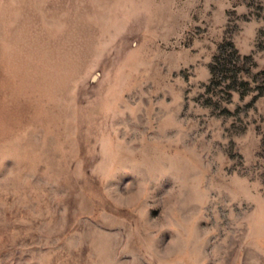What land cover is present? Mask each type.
<instances>
[{"label": "rangeland", "instance_id": "374dc122", "mask_svg": "<svg viewBox=\"0 0 264 264\" xmlns=\"http://www.w3.org/2000/svg\"><path fill=\"white\" fill-rule=\"evenodd\" d=\"M0 264H264V0H0Z\"/></svg>", "mask_w": 264, "mask_h": 264}]
</instances>
